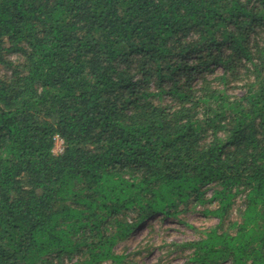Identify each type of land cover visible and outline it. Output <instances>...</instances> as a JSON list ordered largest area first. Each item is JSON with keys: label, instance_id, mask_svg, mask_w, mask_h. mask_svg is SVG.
Returning <instances> with one entry per match:
<instances>
[{"label": "trees", "instance_id": "obj_1", "mask_svg": "<svg viewBox=\"0 0 264 264\" xmlns=\"http://www.w3.org/2000/svg\"><path fill=\"white\" fill-rule=\"evenodd\" d=\"M159 215L264 264V0H0V264H134Z\"/></svg>", "mask_w": 264, "mask_h": 264}, {"label": "rangeland", "instance_id": "obj_2", "mask_svg": "<svg viewBox=\"0 0 264 264\" xmlns=\"http://www.w3.org/2000/svg\"><path fill=\"white\" fill-rule=\"evenodd\" d=\"M203 206H196L181 216L196 227L206 228L218 222L217 219L202 213ZM152 226L144 225L126 243L128 251H136L141 248V253L132 254L134 264H186L185 255L181 251L175 252L174 242H183L197 237V233L176 218H162L156 216L152 220ZM199 237V236H198ZM124 244H121L122 248ZM106 264V263H105Z\"/></svg>", "mask_w": 264, "mask_h": 264}, {"label": "built area", "instance_id": "obj_3", "mask_svg": "<svg viewBox=\"0 0 264 264\" xmlns=\"http://www.w3.org/2000/svg\"><path fill=\"white\" fill-rule=\"evenodd\" d=\"M63 150H64V140L61 137L56 136L53 151L55 153H60Z\"/></svg>", "mask_w": 264, "mask_h": 264}]
</instances>
